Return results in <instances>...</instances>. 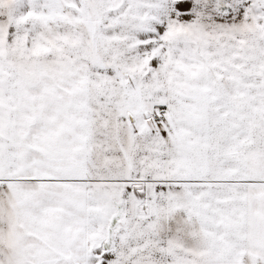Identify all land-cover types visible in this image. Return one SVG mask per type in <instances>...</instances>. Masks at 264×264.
Here are the masks:
<instances>
[{
	"label": "snow or ice",
	"instance_id": "obj_1",
	"mask_svg": "<svg viewBox=\"0 0 264 264\" xmlns=\"http://www.w3.org/2000/svg\"><path fill=\"white\" fill-rule=\"evenodd\" d=\"M0 264H264V0H0Z\"/></svg>",
	"mask_w": 264,
	"mask_h": 264
}]
</instances>
